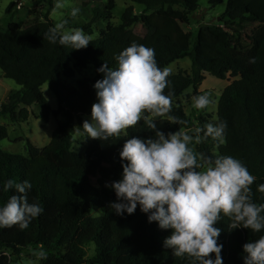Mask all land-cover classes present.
Listing matches in <instances>:
<instances>
[{
    "label": "trees",
    "instance_id": "16d2710c",
    "mask_svg": "<svg viewBox=\"0 0 264 264\" xmlns=\"http://www.w3.org/2000/svg\"><path fill=\"white\" fill-rule=\"evenodd\" d=\"M129 1L150 13L133 17L128 7L121 15V23L113 26L109 21L115 1L108 0L104 9H93L91 22L81 27L91 34L94 24L98 33L84 49L49 42L46 33L54 27L49 13L43 15V21L35 15L23 26L10 21L6 31H0L1 77L20 87L10 96L12 103L3 106L0 114L25 122L30 115L27 108L34 107L39 113L32 115L44 124L51 114L63 118L43 148L26 142V155H12L0 149V206L10 195L17 194L3 190L4 183L13 179L31 182L29 203H39L44 209L27 229H0V264H11V257L41 248L46 250L47 259H40L39 264H193V258L174 256L172 249L163 246L171 230L149 223L139 206L134 214L124 216L116 215L109 207L116 194L105 185L121 178L119 153L123 144L134 136L155 137L156 129L165 134L183 131L196 138L197 128L226 121L224 142L209 137L196 143L195 151L213 160L224 155L242 161L255 177L250 186L252 202L264 204V192L259 190L264 185V0H225L218 28L224 39L200 26L194 41L183 25L198 9V0ZM32 2L47 6L48 11L53 7V0ZM223 2L209 0L212 8ZM134 23L146 30V47L155 50L161 69L188 58L191 71L167 77L169 84L164 93L170 94L173 101L169 112L154 116L146 111L137 125L125 130L123 137L91 139L82 152L75 150L74 135L88 136L82 126L84 116L91 115L92 105L97 102L96 91L87 82H78L74 87L62 79L72 78L74 69L90 65L97 74H102L97 69L105 62L116 68V56L132 44L128 28ZM253 58L255 62H250ZM203 73L223 81L233 80L217 100L214 121L202 113L193 120L180 101L188 89H192L194 97L206 94L196 90L204 80ZM43 84L55 96L56 110H51L46 101ZM18 107L21 109L16 113ZM148 121H153L156 129ZM7 136L6 127L0 126V141ZM93 165L98 168L91 175ZM93 211L99 215H92ZM230 223V218L222 214L217 225L222 229L218 243L223 244V264H244L243 245L264 236V229L255 232L241 225L231 230ZM89 248L92 253L87 256ZM29 255L36 257L33 252Z\"/></svg>",
    "mask_w": 264,
    "mask_h": 264
},
{
    "label": "clouds",
    "instance_id": "9594fccd",
    "mask_svg": "<svg viewBox=\"0 0 264 264\" xmlns=\"http://www.w3.org/2000/svg\"><path fill=\"white\" fill-rule=\"evenodd\" d=\"M64 7L65 0H54L56 10ZM79 12L74 7L71 15L75 17ZM66 24L65 20L49 28V42L75 50L87 48L91 37L83 29L66 30ZM116 60V68L105 62L97 69L103 74L93 85L97 102L92 105L91 120H85L82 126L88 137L101 141L121 136L124 130L137 125L146 111L154 116L169 112L173 102L172 96L164 93L170 70L158 66L154 49L133 42ZM193 100L197 109L213 103L207 94ZM148 124L156 129L153 121ZM227 126L226 121H218L197 128L196 143L209 137L224 142ZM192 141L193 136L186 132L165 134L159 129L155 137L127 139L119 153L121 178L105 185L116 194L109 207L116 215L124 216L134 214L139 206L149 223L156 222L161 230L170 229L163 246L172 249L174 256L193 258V264H223V244L218 243L222 229L217 226L222 214L230 218L231 230L243 225L260 232L264 229V204L252 202L250 186L255 177L242 161L224 155L213 160L194 152L188 146ZM31 188L27 180L8 179L4 183L5 192L14 190L17 194L0 206V229H27L44 212L39 203H29L27 193ZM259 190L264 192V185ZM243 253L244 264H264V236L245 243ZM33 255L47 259L42 248L34 250Z\"/></svg>",
    "mask_w": 264,
    "mask_h": 264
},
{
    "label": "rangeland",
    "instance_id": "374dc122",
    "mask_svg": "<svg viewBox=\"0 0 264 264\" xmlns=\"http://www.w3.org/2000/svg\"><path fill=\"white\" fill-rule=\"evenodd\" d=\"M33 0H0V31L5 32L8 22L14 21L20 26H23L25 23L30 21L35 15L40 17V21H43V15L49 13V18L52 20L53 25L62 21H67L65 26L67 29L79 28L87 25L91 22L93 15V9H104L107 5L108 0H65V7L60 10L53 7L49 11L45 5H34ZM115 9L112 12V19L109 23L113 26L119 25L121 23V15L126 8L131 7V15L133 17H139L142 14H149L150 12H145L144 8L140 5L131 3L129 0H114ZM223 4L216 5L213 8L209 4V0H198V9L189 15L188 24L183 25V29L186 32H189L192 35V41L197 33V29L200 26H205L211 32L218 34L220 40L224 39L223 35L218 33V28H220L219 16L224 11L225 0ZM79 8L80 12L77 16L73 17L71 15L72 8ZM106 22H103L105 25ZM131 32L130 42H136L138 44L147 45L148 40L146 38V30L139 24L134 23L128 28ZM88 34L87 32H85ZM91 37V40H94L98 37V33L92 26V33L88 34ZM170 70V74L176 73H187L191 71V65L188 58L178 60L167 67ZM204 80L197 87V92L200 94L206 93L209 95L213 101L205 109H197L194 107L193 92L192 89L186 90L184 96L180 99L181 104L184 106V110L187 115H189L193 120L196 119V116L199 114L209 115L211 120L214 121L216 113V103L222 92V90L228 86L233 80H220L215 77L203 73ZM103 78V74H97L93 66H87L85 69H74V76L69 79L63 78L62 81L69 86H77L78 82H87L90 85H94L97 80ZM20 87L12 80L5 79L1 77L0 72V109L3 106H6L8 102L10 104V96L13 94L14 90L19 89ZM42 93L48 102L51 110L57 109V101L53 93L49 90L47 84H43L41 87ZM21 109L18 107L16 113ZM30 113L28 119L24 122L18 119V122H15L10 119L8 115L0 114V126H5L7 129V138L0 141V149L8 154L12 155H26V142L31 143L37 148L45 147L50 139L52 132L57 127L58 123L63 121L61 116L54 117L52 114L49 117L47 123H42L40 119H36L32 113L37 115L39 113L38 109L34 107L27 108ZM85 120H91V115L84 116ZM125 130L121 133V137L124 136ZM93 139L90 137H83L80 133L74 135V149L82 152L88 145L89 141ZM196 139L193 138V141L188 145L190 148L195 151ZM91 175L96 172L98 165H93ZM92 215H99L98 211H93ZM33 251H29V254H32ZM92 249H88L87 256H90ZM28 253L21 254L18 258L11 257V264H39L40 259L37 257L31 258Z\"/></svg>",
    "mask_w": 264,
    "mask_h": 264
},
{
    "label": "crops",
    "instance_id": "0c3cea01",
    "mask_svg": "<svg viewBox=\"0 0 264 264\" xmlns=\"http://www.w3.org/2000/svg\"><path fill=\"white\" fill-rule=\"evenodd\" d=\"M17 90H19V89H17ZM17 90H14V91H13V94H14ZM13 94H12V95H13ZM6 105H10V102H8Z\"/></svg>",
    "mask_w": 264,
    "mask_h": 264
},
{
    "label": "built area",
    "instance_id": "2783aa9c",
    "mask_svg": "<svg viewBox=\"0 0 264 264\" xmlns=\"http://www.w3.org/2000/svg\"><path fill=\"white\" fill-rule=\"evenodd\" d=\"M1 110V109H0Z\"/></svg>",
    "mask_w": 264,
    "mask_h": 264
}]
</instances>
